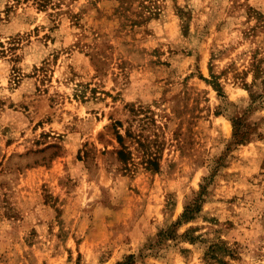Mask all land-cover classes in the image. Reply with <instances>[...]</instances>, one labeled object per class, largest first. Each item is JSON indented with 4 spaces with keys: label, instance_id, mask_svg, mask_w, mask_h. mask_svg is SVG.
Returning <instances> with one entry per match:
<instances>
[{
    "label": "rangeland",
    "instance_id": "obj_1",
    "mask_svg": "<svg viewBox=\"0 0 264 264\" xmlns=\"http://www.w3.org/2000/svg\"><path fill=\"white\" fill-rule=\"evenodd\" d=\"M58 2L0 0V264H264V0Z\"/></svg>",
    "mask_w": 264,
    "mask_h": 264
},
{
    "label": "trees",
    "instance_id": "obj_2",
    "mask_svg": "<svg viewBox=\"0 0 264 264\" xmlns=\"http://www.w3.org/2000/svg\"><path fill=\"white\" fill-rule=\"evenodd\" d=\"M12 1L16 2L17 4H20L22 2L33 1V4H35L40 10H49L51 8V9H54V11H56V8H58L60 5L58 0H12ZM11 7L12 6H10V8ZM58 13L59 12H57V14ZM2 47H3V49L2 50L0 49V53L1 54L7 53L8 51H7V49H4L5 46L3 44H2ZM9 49L13 50L14 48L11 47ZM15 80L17 82L18 80H20V77L16 76ZM254 95H255V97H254ZM251 96H253V102H256L258 99H263V101H264V89H263L262 93L251 92ZM244 125H245V122L241 117L236 118L234 120V136H235V142L237 144L242 143L246 140L247 132H244V130L242 129V127ZM118 139H119V142L122 144V142H123L122 135L119 134ZM125 154H126L125 147L122 146V149L119 150V155L121 158H123V156ZM205 188L206 187L203 186V190L197 195V197L194 199V201L191 203H188L186 205L185 212L183 213L181 219L175 224V226L181 224L184 220H190V219L196 218V215L198 213H200L201 204H202V202H204V195H205V191H206ZM169 236H171L169 231H163L160 234L159 243L163 242ZM215 250L216 249L214 247L210 246L207 250V255H213ZM134 262H135V256L132 255V256L126 258L125 261L119 262L117 264H134Z\"/></svg>",
    "mask_w": 264,
    "mask_h": 264
}]
</instances>
